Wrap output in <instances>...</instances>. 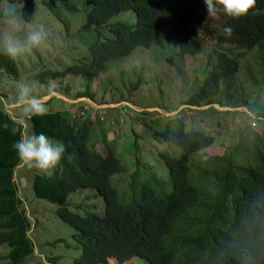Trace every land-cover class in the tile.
I'll return each mask as SVG.
<instances>
[{
  "label": "trees",
  "instance_id": "trees-1",
  "mask_svg": "<svg viewBox=\"0 0 264 264\" xmlns=\"http://www.w3.org/2000/svg\"><path fill=\"white\" fill-rule=\"evenodd\" d=\"M18 1L24 26L25 20L31 22L35 0H12ZM2 2L9 5L10 0ZM42 5L51 13L57 5L73 14L84 9L71 0H43ZM84 12L82 30L104 27L111 38L89 43L88 56L74 65L36 73L37 83L49 86L76 76L86 83L76 99L93 101L91 84L107 71L109 62L122 60L136 48L149 49L169 31L181 57H205L208 50L207 73L194 93L180 99V106L245 107L251 121L261 126L258 132L245 124L221 156L206 153L214 143L212 134L185 131L181 122L175 131L155 133L157 141L178 150L172 156L159 152L166 183L149 176L136 198L131 181L129 201L122 203L111 178L124 167L106 143L103 154L95 149L99 141L93 143L91 135L96 120L62 111L29 115L31 134L43 132L65 145L59 164L36 170L30 184L33 196L55 206L58 220L75 231L80 253L73 264H107L110 259L125 264L133 258L148 264H264V0H256L240 18L208 16L203 0H86ZM126 13L132 14V26L124 21L108 24ZM225 27L231 32L225 33ZM243 72L244 82L239 80ZM0 73L13 80L19 77L15 60L2 53ZM253 90L256 96L249 101L246 93ZM13 121L22 124L0 107V248L7 249L0 264H20L33 253L30 224L14 180L22 161L12 148L19 139V131H9ZM135 165L139 168L138 161ZM81 190H93L102 199V216L69 209V195ZM57 261L48 259L49 264Z\"/></svg>",
  "mask_w": 264,
  "mask_h": 264
},
{
  "label": "rangeland",
  "instance_id": "rangeland-1",
  "mask_svg": "<svg viewBox=\"0 0 264 264\" xmlns=\"http://www.w3.org/2000/svg\"><path fill=\"white\" fill-rule=\"evenodd\" d=\"M42 1H34V14L30 23L34 27L43 25L47 39L30 54L14 59L19 72L17 80L0 73V107L21 120L24 133L30 135L27 117L33 114L28 112V104L32 101H20L17 96V85L27 83L32 89L31 97L35 98L37 105L42 106L43 113L57 112L62 108L69 114L79 113L85 118L96 120L91 138L93 143L98 140L100 145L95 149L103 154L102 145L106 143L114 148L117 159L124 167L122 173L111 178V186L117 190L122 203L129 201V187L133 181L136 198L139 197L140 184L147 177L166 183L167 171L159 160V152L172 156L178 150L173 146L169 148L166 142L157 141L155 133L167 129L175 131L181 122L185 131L198 129L212 134L214 143L206 153L221 156L233 145L245 124L250 125L253 131L259 130L261 124L251 121L252 116L245 107L220 109L217 105L203 108L180 106V99L187 93H194L201 85L207 73L208 50L205 57L202 54L181 57L174 33L169 31H164L157 38V44L155 42L149 49L136 48L122 60L109 62L107 71L91 84L89 92L94 94L93 101L76 99V94L84 93L86 86L76 76L51 82L49 86L37 83L33 79L36 73L42 70L61 71L74 65L88 56L89 43L111 38L104 27L89 32L82 30L86 0H71V3L84 8L76 14L62 11L58 5L51 13L45 9ZM8 6L2 2L0 10ZM15 7L20 18L21 1L16 2ZM123 21L132 26V14H120L109 20L108 24ZM17 28V35L23 40L21 18ZM0 31H7L4 23L0 25ZM210 61L213 63L212 56ZM244 76L243 72L239 80L244 82ZM67 86L69 89H66ZM246 94L249 95V101L256 96L255 90ZM212 107L214 109L211 110ZM136 161L139 168L135 165ZM195 161L200 162V159L196 158ZM36 170L27 165L24 167L22 162L14 174L30 224L28 238L33 246V253L20 264H49L50 258H58L57 264H73L80 253V247L73 238L75 231L58 220L55 206L33 196L30 178ZM136 172L139 174L134 177ZM68 202L72 212L103 214L102 199L93 190L71 193ZM6 251L5 247H1L0 256ZM107 264L117 263L110 259ZM125 264L148 263L133 258Z\"/></svg>",
  "mask_w": 264,
  "mask_h": 264
},
{
  "label": "clouds",
  "instance_id": "clouds-1",
  "mask_svg": "<svg viewBox=\"0 0 264 264\" xmlns=\"http://www.w3.org/2000/svg\"><path fill=\"white\" fill-rule=\"evenodd\" d=\"M203 3L208 16L223 14L231 18H240L248 14L249 10L254 7L256 0H203ZM19 19L15 4L10 0L9 6L0 12V21L7 26V31H0V53L11 59L30 54L47 39V32L43 25L34 27L32 23L25 20L24 37L21 40L17 35ZM223 31L230 33L231 29L225 27ZM31 91V86L27 83L17 85L19 100L28 99L32 101L28 104V112L41 115L44 109L35 103V98L31 97ZM12 125L10 128L7 124L3 127L9 128L12 135H16L19 131V139L13 143L12 148L25 165L47 171L54 169L59 164L65 152V145L62 142L52 140L43 132L26 135L22 131L23 126L19 121H13Z\"/></svg>",
  "mask_w": 264,
  "mask_h": 264
},
{
  "label": "crops",
  "instance_id": "crops-1",
  "mask_svg": "<svg viewBox=\"0 0 264 264\" xmlns=\"http://www.w3.org/2000/svg\"><path fill=\"white\" fill-rule=\"evenodd\" d=\"M59 99L64 100V101H66V102H69V101H67L66 99H63V98H59ZM38 102H44V101H38ZM69 103H71V102H69ZM72 103H74V102H72ZM60 111L65 112L66 109H62V108H61Z\"/></svg>",
  "mask_w": 264,
  "mask_h": 264
}]
</instances>
